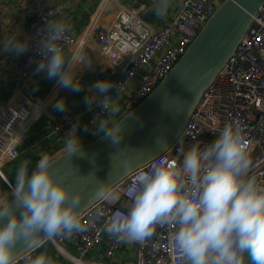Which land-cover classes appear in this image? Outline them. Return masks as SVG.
Here are the masks:
<instances>
[{"label": "built area", "instance_id": "obj_1", "mask_svg": "<svg viewBox=\"0 0 264 264\" xmlns=\"http://www.w3.org/2000/svg\"><path fill=\"white\" fill-rule=\"evenodd\" d=\"M225 1L175 0L167 17L152 18L151 5L147 1L102 0L83 32L77 36L68 30L58 45L65 53L77 55L78 60L85 59L76 69L83 95L93 94L92 85L111 72L107 80L114 87L108 95L113 98L119 95L118 120L154 91ZM108 6L114 8L115 15L110 28L104 30L101 20L109 12ZM60 7L66 6L61 4ZM57 13L55 7H48L33 16L34 39L15 62V69L23 79L31 78L42 59L38 42L44 35L46 22L54 20ZM89 72L96 74V80L84 77ZM42 74L47 77L45 72ZM72 92L53 79L51 90L40 102L22 97L0 100V177L8 184L9 192L13 193L14 186L8 182L5 168L23 153L29 152L38 158L41 153H55L59 148L46 151L45 145L55 147L76 123L78 129L83 128L87 141L101 134L95 131L96 122L106 113L96 104L91 108L85 104L80 112L54 117L49 129L31 142L34 125L47 113L58 94ZM233 121L245 126L252 160L250 175L264 184V6L254 16L237 49L204 91L183 132L167 151L117 183L112 188L119 197L117 201H96L81 213L82 231L71 237L58 235L43 242L50 243L66 264H182L180 254L174 252L169 243V233L175 230L172 226H157L151 239L126 243L106 233L105 221L116 210L126 211L138 189L139 175L181 158L178 149L182 146V135L185 149L197 143L203 147L216 138L226 123ZM98 207L103 208L105 215L99 221H92ZM41 252H46L41 246L29 250L15 259L14 264H27L29 255L34 258Z\"/></svg>", "mask_w": 264, "mask_h": 264}, {"label": "clouds", "instance_id": "obj_2", "mask_svg": "<svg viewBox=\"0 0 264 264\" xmlns=\"http://www.w3.org/2000/svg\"><path fill=\"white\" fill-rule=\"evenodd\" d=\"M173 0H155L152 12L167 17ZM66 22L49 20L38 42L42 59L36 71L73 92L81 90L76 69L85 61L69 55L58 45L69 30ZM28 48L17 37L4 41V51L19 55ZM114 87L99 80L84 102L96 104L106 115L96 122L97 133L119 142L121 125L116 122L121 111L118 96L108 95ZM121 91V90H120ZM99 98V99H98ZM54 108L66 110L61 98ZM79 124H73L65 139L67 154L80 145ZM179 160L162 163L138 177V189L126 211L116 210L105 221L106 233L126 243L151 239L157 226H172L169 243L182 258V264H264V184L250 175L252 160L248 151L245 126L239 121L226 123L216 138L183 147L180 137ZM24 160L16 170L13 200L0 202V264H14L15 249L23 241L29 250L41 246V238L58 235L71 237L83 230L81 198L74 194L51 169L50 157L41 153L35 166ZM90 199L114 203L119 197L111 183L98 184ZM15 202L19 211L13 208ZM105 215L98 207L92 221ZM27 264H52L46 252L26 258Z\"/></svg>", "mask_w": 264, "mask_h": 264}, {"label": "water", "instance_id": "obj_3", "mask_svg": "<svg viewBox=\"0 0 264 264\" xmlns=\"http://www.w3.org/2000/svg\"><path fill=\"white\" fill-rule=\"evenodd\" d=\"M262 6L264 0L223 2L154 91L116 120L124 118L121 133L117 134L121 136L119 142L99 134L81 144L75 153L64 152L50 161L57 179H62L81 198V213L96 202L90 196L98 184L109 182L113 188L167 151L183 132L204 91L235 52ZM13 208L19 211L15 202ZM26 247L23 241L17 244L15 259L29 251Z\"/></svg>", "mask_w": 264, "mask_h": 264}, {"label": "crops", "instance_id": "obj_4", "mask_svg": "<svg viewBox=\"0 0 264 264\" xmlns=\"http://www.w3.org/2000/svg\"><path fill=\"white\" fill-rule=\"evenodd\" d=\"M144 1H147L151 5V9L153 8L155 0ZM101 2L102 0H0V100L7 101L12 97H22L34 102H40L51 90L53 82V79L50 80L44 77L42 72L38 73L36 70L31 78L23 79L15 69V62L22 57L23 53L17 55L13 51H4V41L15 36L22 41L26 40L29 46L34 39L31 20L35 13L48 7H55L58 10L54 20L66 22L70 26L69 31L79 36L88 25L92 14L98 10ZM61 4H64L66 7H60ZM174 4L175 0L173 1V5ZM107 9H109V12L105 13L102 17L105 21L114 18L115 15L112 6H108ZM151 15L153 18V16H155L154 12L151 11ZM109 73H106L104 80L109 78ZM95 75L96 74L89 72V74L84 77L87 78V80H96V78H94ZM97 77H100V74L97 75ZM43 86H47L48 88L44 94L40 95V89ZM48 111L42 116L47 118L45 130L49 129V123H51L52 119L56 116L58 117L56 114H53V116L52 114L48 115ZM82 130L83 128L77 130V136L79 140L84 141L85 135ZM42 134H44V132L40 133L38 138ZM67 136L68 132L65 133L62 142H65ZM60 143L61 142H58V144ZM55 148L56 147H51L50 150H55ZM58 148L60 149L61 145ZM58 151L57 149V152ZM7 190L8 189L3 191L0 181V202H3L2 199ZM41 248L46 250L48 256L54 257L57 263H61L64 260L61 256L54 255L55 249L50 243L42 242Z\"/></svg>", "mask_w": 264, "mask_h": 264}, {"label": "trees", "instance_id": "obj_5", "mask_svg": "<svg viewBox=\"0 0 264 264\" xmlns=\"http://www.w3.org/2000/svg\"><path fill=\"white\" fill-rule=\"evenodd\" d=\"M47 86H43L41 89H40V95L44 94L47 90ZM63 98V97H62ZM84 98L85 96H83L82 94L80 93H77L73 96H66L64 97L63 99L66 101V110L64 112H60L58 110H56L54 107H53V111H54V114L58 115L59 116H63V115H66L68 113H76V112H80L81 110H83L84 106H85V102H84ZM47 126V118L45 117H42L39 119L38 122H36L33 130H32V141L31 142H34L35 140L38 139V136L40 133H45L47 130H45V127ZM57 139V137L55 138ZM53 144H46L45 145V149L46 150H50V148L52 147ZM61 145L60 144H57V146H55V150ZM61 154V153H60ZM39 158L34 156L33 154L29 153V152H25L23 153L16 161L8 164L5 168V172L7 174V178L10 182V184H15V174H16V170L18 169V167L20 166L21 162L24 161V160H30L31 161V166H33L36 161L38 160ZM0 181L2 183V189L3 191H5L6 189H8V184L0 177ZM11 193H8L6 194L4 197H3V200H6L9 196H10ZM50 259L54 260L55 261V258L52 257V256H48ZM56 262V261H55Z\"/></svg>", "mask_w": 264, "mask_h": 264}, {"label": "rangeland", "instance_id": "obj_6", "mask_svg": "<svg viewBox=\"0 0 264 264\" xmlns=\"http://www.w3.org/2000/svg\"><path fill=\"white\" fill-rule=\"evenodd\" d=\"M65 93V92H64ZM64 93H60V94H58V96L55 98V100L49 105V107H48V109H49V111H48V115H51L52 114V116H53V114H54V111H53V107H54V105H55V103H56V101L57 100H59V99H61L62 97L64 98V97H66V96H68L67 94H64ZM73 93V92H72ZM77 93H80V94H82L83 92H76V94ZM75 95V94H74ZM85 96V95H84ZM50 124V123H49ZM89 140H90V138H88ZM88 140V141H89ZM87 142V140L85 139L84 141H81V140H79V145H81V144H84V143H86ZM64 143V144H63ZM64 152H66L65 151V142H61V148L59 149V151L57 152H55V153H53V151H48L47 153L49 154V157H50V161L51 160H53L55 157H57L60 153H64ZM40 158V157H39ZM35 166V164L33 165V166H31V167H34ZM12 186H14V184H12ZM9 187V186H8ZM10 191V189L8 188V190H7V192H5L4 193V196L6 195V194H8V193H11L10 194V196L6 199V200H3L2 199V201L3 202H10L12 199H13V193L12 192H9ZM54 252V251H53ZM54 255H56V256H61V255H59L57 252H55L54 253ZM63 258V257H62ZM65 260V259H64ZM62 261L61 263H57V264H66L67 263V261L65 260V261Z\"/></svg>", "mask_w": 264, "mask_h": 264}, {"label": "bare ground", "instance_id": "obj_7", "mask_svg": "<svg viewBox=\"0 0 264 264\" xmlns=\"http://www.w3.org/2000/svg\"><path fill=\"white\" fill-rule=\"evenodd\" d=\"M112 22H113V18L112 19H110V20H104V19H102L101 20V25H102V27L104 28V30H108L109 28H110V26H111V24H112ZM111 75V72L109 73V76ZM56 158V157H55Z\"/></svg>", "mask_w": 264, "mask_h": 264}]
</instances>
